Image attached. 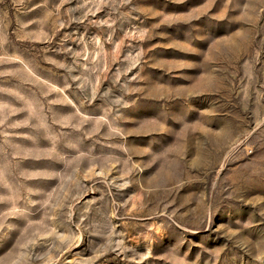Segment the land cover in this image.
<instances>
[{
  "label": "rangeland",
  "instance_id": "rangeland-1",
  "mask_svg": "<svg viewBox=\"0 0 264 264\" xmlns=\"http://www.w3.org/2000/svg\"><path fill=\"white\" fill-rule=\"evenodd\" d=\"M0 264H264V0H0Z\"/></svg>",
  "mask_w": 264,
  "mask_h": 264
}]
</instances>
